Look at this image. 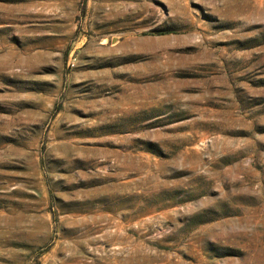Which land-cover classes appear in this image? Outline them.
<instances>
[{"label": "rangeland", "instance_id": "rangeland-1", "mask_svg": "<svg viewBox=\"0 0 264 264\" xmlns=\"http://www.w3.org/2000/svg\"><path fill=\"white\" fill-rule=\"evenodd\" d=\"M0 264H264V0H0Z\"/></svg>", "mask_w": 264, "mask_h": 264}]
</instances>
